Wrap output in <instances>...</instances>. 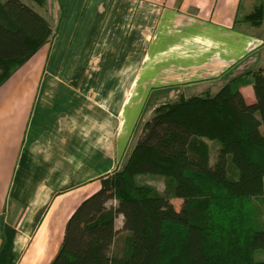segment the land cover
<instances>
[{"label": "crops", "instance_id": "obj_1", "mask_svg": "<svg viewBox=\"0 0 264 264\" xmlns=\"http://www.w3.org/2000/svg\"><path fill=\"white\" fill-rule=\"evenodd\" d=\"M240 1L47 0L53 38L0 85V264L50 263L155 106L264 65Z\"/></svg>", "mask_w": 264, "mask_h": 264}, {"label": "trees", "instance_id": "obj_2", "mask_svg": "<svg viewBox=\"0 0 264 264\" xmlns=\"http://www.w3.org/2000/svg\"><path fill=\"white\" fill-rule=\"evenodd\" d=\"M46 6L0 0V85L53 38ZM263 16L260 3L242 21L259 26ZM245 84L252 102L240 91ZM143 174L162 176L164 192L138 182ZM168 198L182 199L179 209L165 208ZM256 199L264 204V65L216 91L155 106L123 166L102 175L70 214L49 264H264L253 258L264 249Z\"/></svg>", "mask_w": 264, "mask_h": 264}, {"label": "rangeland", "instance_id": "obj_3", "mask_svg": "<svg viewBox=\"0 0 264 264\" xmlns=\"http://www.w3.org/2000/svg\"><path fill=\"white\" fill-rule=\"evenodd\" d=\"M260 3H262L264 5V0H241L240 5L238 7L236 27L242 26L241 25V23L243 22L242 19L245 15H247L246 13L252 12L254 10V8ZM247 23L249 25L247 26L246 29H248V31H251L255 34L262 36V38L264 40V16H263L259 26H253L252 24H250V22H247ZM260 60L264 61V53L263 52H261ZM254 68H257V66H255ZM216 90H217V88L213 89V91H216ZM210 145L213 147V143H211ZM214 149L215 148L213 147V151H214ZM213 151H211L212 155L214 154ZM137 180H138V182H141V183L142 182H146V183L149 182V184L156 187L160 192H162V193L164 192L165 181L162 178V176H160V175H155V174L138 175ZM165 204H166L165 208L171 207L172 209H179V206H181V204H182V199H180V198H168V199H165ZM254 219H255V227L257 229H263L264 228V204H261L258 199L254 200ZM123 234H124L123 232L120 233L114 241L113 249L117 252H121V248L123 245V243H122L123 242ZM253 258L256 261H264V249H262V248L256 249L254 251Z\"/></svg>", "mask_w": 264, "mask_h": 264}, {"label": "bare ground", "instance_id": "obj_4", "mask_svg": "<svg viewBox=\"0 0 264 264\" xmlns=\"http://www.w3.org/2000/svg\"><path fill=\"white\" fill-rule=\"evenodd\" d=\"M11 256H12V255H11ZM9 257H10V255H9ZM9 257H8V258H9ZM8 260L10 261V259H7V261H8ZM7 261H6V262H7ZM9 261H8V262H9Z\"/></svg>", "mask_w": 264, "mask_h": 264}]
</instances>
